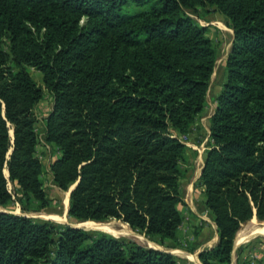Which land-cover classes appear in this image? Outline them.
<instances>
[{
  "label": "trees",
  "instance_id": "obj_1",
  "mask_svg": "<svg viewBox=\"0 0 264 264\" xmlns=\"http://www.w3.org/2000/svg\"><path fill=\"white\" fill-rule=\"evenodd\" d=\"M200 8L234 31L200 177L219 241L199 252L203 264H231L242 224L264 220V0H0V206L11 209L9 182L49 205L35 113L47 89L43 137L62 152L52 174L64 189L77 182L69 214L177 242L182 136L205 110L218 61L187 11ZM0 264L181 263L136 240L0 211Z\"/></svg>",
  "mask_w": 264,
  "mask_h": 264
},
{
  "label": "rangeland",
  "instance_id": "obj_2",
  "mask_svg": "<svg viewBox=\"0 0 264 264\" xmlns=\"http://www.w3.org/2000/svg\"><path fill=\"white\" fill-rule=\"evenodd\" d=\"M187 11L200 25L208 27L207 34L214 41L218 50L217 66L211 79L205 110L192 125L193 127L198 120H202L203 123L206 124L208 123L210 133H208L207 138H209V135H211L210 119L216 108V106L211 102L215 98V95L221 91L222 84L225 80V70L223 64L232 48L234 31L225 24L223 17L218 12L214 11L207 13L201 8L198 10V12H194L191 9H188ZM4 49L8 52L10 51L7 44L4 45ZM27 70L40 85L44 86L43 75L40 71L30 66H27ZM52 107L53 96L50 91L45 89V97L36 106L35 113L40 123V125L37 127V130L41 137V143L38 146L37 155L42 160L44 165L41 179L48 196L49 205L44 208L41 207L40 201L35 198H32L29 201L26 200L18 186L12 182H9V189L13 194V202L10 206L11 209L0 206V211H11L36 219L50 220L60 224L71 225L82 223L84 228H89L88 230L92 232L103 231L118 238H129L136 240L145 246L171 252L178 256L181 264H203L199 256V252L207 247L215 246L219 241V232L217 225L211 218L209 214L210 212L205 204V188L202 185L200 178L202 173L198 175V172H200V170L202 171V160H200V155H198V152H192L190 158L188 157L187 152L182 162L183 167L189 169L190 164L193 162V160H195L193 170L191 172L192 176H187L182 181L184 195L183 201L178 205V208L183 216V222L177 232V242L172 240L162 241L158 236L149 237L141 230L131 227L122 219L111 218L100 222L111 223L118 230L124 229L125 232H127L125 234L118 231H106L100 228L90 227L100 223L96 224L90 223L87 220H78L69 214L70 196L76 187L77 182L70 185L69 188L64 189L55 182L52 174L51 163L62 155V152L58 146L49 144L43 137L45 134L44 126L46 125V118L49 115ZM13 131V129L10 131L12 138L14 136ZM185 137L187 136H182L183 139H186ZM184 143L186 146L187 144H190L188 138ZM202 148L203 151H207L210 147H207L205 144ZM5 173L9 177V171L7 169L5 170ZM192 179H194V186L193 189H190L189 182L192 181ZM67 196H69L68 208H66ZM51 215H56L58 220L50 218L49 216ZM263 226L264 220H260L256 214L252 219L242 224L236 235V247L234 248L231 264H264V233H256L253 231L256 228ZM194 247H196L197 250H195V252L190 251Z\"/></svg>",
  "mask_w": 264,
  "mask_h": 264
},
{
  "label": "crops",
  "instance_id": "obj_3",
  "mask_svg": "<svg viewBox=\"0 0 264 264\" xmlns=\"http://www.w3.org/2000/svg\"><path fill=\"white\" fill-rule=\"evenodd\" d=\"M219 93H220V91L215 95V98L211 102L215 106H216V98H217ZM208 126H209L208 123L206 124V123H203L202 120H200V121L198 120L195 123V125L191 128V131L187 135L188 141H189L190 144H187L186 153L188 152V157L190 158V155H192L191 153L192 152L194 153V152L197 151L198 155H200V160H202V166L204 164V158H205V154H206V151L204 150L205 151V153H204L202 147H204L205 144H206L207 147L208 146L210 147L211 143H212L211 136L209 135V138H207L208 137V133H210V130H209ZM200 147L202 148V150H201ZM194 161L195 160H193V162L190 164V168L189 169L185 168V169L188 170V171H186V173H187L186 177L187 176H190V177L192 176L191 172L193 170V166H194V163H195ZM202 166H201V169H202ZM200 174H201V170H200V172H198V175H200ZM194 179H192V181L189 182L190 183V185H189L190 189H193V186H194L193 185V181H194ZM202 190H203V188H202Z\"/></svg>",
  "mask_w": 264,
  "mask_h": 264
},
{
  "label": "bare ground",
  "instance_id": "obj_4",
  "mask_svg": "<svg viewBox=\"0 0 264 264\" xmlns=\"http://www.w3.org/2000/svg\"><path fill=\"white\" fill-rule=\"evenodd\" d=\"M68 200H69V196H67V205H66V208H68ZM50 218H53V219H56L58 220V217L55 215H51L49 216ZM258 223V222H257ZM80 225H82V223H80ZM83 226V225H82ZM253 226V225H252ZM84 227V226H83ZM90 227H95V228H100V229H103V230H106V231H118V232H122V233H127L125 232V230H118L116 229L111 223H100V224H97V225H93V226H90ZM86 228V227H85ZM89 229V228H87ZM253 231H255L256 233H264V226L263 227H258L256 229H254ZM116 233V232H115ZM180 254V253H179Z\"/></svg>",
  "mask_w": 264,
  "mask_h": 264
},
{
  "label": "water",
  "instance_id": "obj_5",
  "mask_svg": "<svg viewBox=\"0 0 264 264\" xmlns=\"http://www.w3.org/2000/svg\"><path fill=\"white\" fill-rule=\"evenodd\" d=\"M13 133H14V131H13ZM202 171H203V167H202ZM202 171H201V173H202ZM256 218V217H255ZM73 227H75V228H83V229H86V230H88L87 228H84V227H82V225H80V224H71ZM236 247V242H235V244H234V248Z\"/></svg>",
  "mask_w": 264,
  "mask_h": 264
},
{
  "label": "built area",
  "instance_id": "obj_6",
  "mask_svg": "<svg viewBox=\"0 0 264 264\" xmlns=\"http://www.w3.org/2000/svg\"><path fill=\"white\" fill-rule=\"evenodd\" d=\"M185 138H186V139H183V138H182V140H183L184 142H186V140H187L188 137H185Z\"/></svg>",
  "mask_w": 264,
  "mask_h": 264
}]
</instances>
